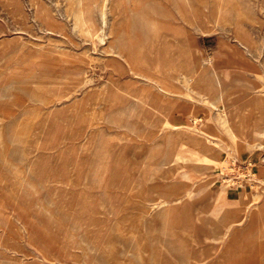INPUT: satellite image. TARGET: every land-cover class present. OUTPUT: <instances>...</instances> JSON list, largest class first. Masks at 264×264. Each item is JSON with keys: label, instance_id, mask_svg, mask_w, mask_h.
Returning a JSON list of instances; mask_svg holds the SVG:
<instances>
[{"label": "rangeland", "instance_id": "374dc122", "mask_svg": "<svg viewBox=\"0 0 264 264\" xmlns=\"http://www.w3.org/2000/svg\"><path fill=\"white\" fill-rule=\"evenodd\" d=\"M263 113L264 0H0V264H264Z\"/></svg>", "mask_w": 264, "mask_h": 264}, {"label": "bare ground", "instance_id": "6f19581e", "mask_svg": "<svg viewBox=\"0 0 264 264\" xmlns=\"http://www.w3.org/2000/svg\"><path fill=\"white\" fill-rule=\"evenodd\" d=\"M8 1V0H7ZM5 2V1H4ZM118 2V1H117ZM112 3V2H111ZM246 7V6H245ZM248 8V7H247ZM219 9V8H218ZM220 10V9H219ZM115 16V15H114ZM103 19V18H102ZM215 30V29H214ZM214 72V71H213ZM214 74V73H213ZM215 77V76H214ZM218 83V82H217ZM149 98H147L148 100ZM200 99V98H199ZM210 102L215 105V103L217 102V100H213L212 98L209 99ZM215 101V102H214ZM254 104V103H253ZM156 110V108H155ZM234 111V110H233ZM166 112V111H165ZM264 114V113H263ZM262 114V116H263ZM261 115V114H260ZM238 117V116H237ZM240 117V116H239ZM263 121V120H262ZM167 124L171 125L169 122H167ZM242 124V123H241ZM230 125V124H229ZM240 126V125H239ZM35 131V130H34ZM192 134V133H191ZM198 135V134H197ZM263 138V136H261ZM245 136H244V140H245ZM240 140V139H239ZM210 144H213V141L207 140ZM182 152H178V154L175 155V158L172 160H168L164 159L161 164H165L167 163L168 168L173 171L177 170L179 171L180 169H184V165L186 166H191L193 165L191 161H184L183 159V154H181ZM205 154V153H204ZM201 164V163H200ZM158 166V165H157ZM203 169V168H202ZM258 182L260 183H264V179H257ZM240 196V195H239ZM250 201L246 204L245 209L246 208H250L254 206V203H252L253 201H256L258 199H260V194H254L251 196V198H249ZM85 208V207H84ZM182 210V209H181ZM178 210H173L172 212H167L166 210L164 211V225H162V230L163 232H171V231H180V232H187L188 230H192V227L190 225V220L189 221H181L182 219L180 218V216L177 214ZM184 211V210H183ZM249 211V210H248ZM250 215H252V213H250ZM152 218V217H151ZM223 222V221H222ZM208 227H210V229H213V227L210 226V224H208ZM132 228V227H131ZM217 230V229H216ZM209 232V231H208ZM178 234V233H177ZM186 234V233H183ZM169 235V234H168ZM252 235V234H251ZM172 236V235H171ZM245 237V236H244ZM182 240V239H180ZM219 241V240H218ZM185 242V241H184ZM130 243L134 246H136V244L138 245L137 241L134 240H130ZM193 244V243H192ZM196 244V243H195ZM186 247V246H185ZM176 248V247H175ZM145 252V251H144ZM153 254V253H152ZM132 255V254H131ZM209 255V254H208ZM225 257V255L223 254V256L219 257L223 260V258ZM148 258V257H147ZM201 258V257H200ZM152 259H154V257H152ZM182 259V258H181ZM220 260V259H219ZM200 261V259H199ZM217 261V260H216ZM226 261V260H225ZM201 263V262H200ZM214 264V263H213ZM220 264V263H219Z\"/></svg>", "mask_w": 264, "mask_h": 264}, {"label": "crops", "instance_id": "0c3cea01", "mask_svg": "<svg viewBox=\"0 0 264 264\" xmlns=\"http://www.w3.org/2000/svg\"><path fill=\"white\" fill-rule=\"evenodd\" d=\"M242 221H241V223H242ZM225 222H228V221L225 220ZM183 233H186V234H183ZM245 233H249V232L248 231L245 232V230H242V229L241 230L234 231V232H228V231H223V230H210L209 232L208 231H205V236H204L203 239H205V240L206 239H211V241H209V242L215 243V242H217L216 240H218V239H219V242H220L221 239L227 238L228 236L231 238L230 241H227L224 244L225 245V248H224L225 249V252H224L225 253L224 254L225 257L223 258V260L221 258H219L220 260L218 258H215L214 261L211 262L210 264H213V263L214 264H219V263L220 264H226L227 261L231 258V254H229L228 252H235V253H237L236 250H237V248L240 245V240H243L244 239ZM252 233H256V232H252ZM257 233H259V232H257ZM181 234L182 235H185V236H182L183 238H187V239H189V241H190L191 244L193 243L192 244V247L197 248V245H199L198 244V239H200V237L198 236V234H197L196 231H189L188 230L187 232H181ZM225 236H227V237H225ZM210 245H212V244L210 243ZM213 246H214V244L210 248H208V250L214 252L215 251V248ZM198 248H199V246H198ZM207 251H204V252L205 253H208ZM206 255L207 254H205V256ZM193 259H194V261H198L201 258H199V255H198L197 257H194ZM203 262H205V264H208L209 263V261H204V260H203ZM240 264H242V262Z\"/></svg>", "mask_w": 264, "mask_h": 264}]
</instances>
